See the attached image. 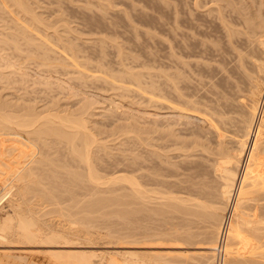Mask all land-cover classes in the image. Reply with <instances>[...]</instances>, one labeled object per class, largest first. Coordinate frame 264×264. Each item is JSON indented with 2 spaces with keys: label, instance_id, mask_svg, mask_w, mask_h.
<instances>
[{
  "label": "rangeland",
  "instance_id": "374dc122",
  "mask_svg": "<svg viewBox=\"0 0 264 264\" xmlns=\"http://www.w3.org/2000/svg\"><path fill=\"white\" fill-rule=\"evenodd\" d=\"M5 1L7 0H3V1L0 0V103H2L3 105L5 104L4 108L6 110H11L10 111L11 113L12 111L13 113L19 112V110H22L21 108L23 107L31 108L32 106L31 109L37 108V111L40 112L42 111L44 112L45 110H46L45 112H47L49 109L55 107L58 108V111L61 110L59 111L60 113L61 112L66 113L67 115L69 114L70 117L78 116L76 118H80L83 116L85 120H88L86 121L88 124L87 125L88 130H90L88 131L89 132L88 134L94 135L91 136L95 137L96 142L98 143V144L94 143L93 145L94 148L92 147V154H93L92 163L93 165L96 164L95 169L96 170L98 169L97 170L98 172L100 170V174L104 173L103 175H107V176L115 173L114 170H116V172L124 171L125 173L134 174V177L137 175L136 176L137 181L140 180L138 182L140 184L142 183L141 184L142 190L145 188L149 190L145 191L147 195L144 194L145 192L143 193L146 196V199L144 198L145 196L144 197L142 196L143 198H140L138 195L137 197L136 196L134 197L133 201H130L129 197L132 195V197H130V199H132L133 196L135 195V192L128 193L130 191L127 190L129 189L128 183L126 185L125 183H123L124 181H118L120 183L117 184L115 183L117 186L113 184L116 186V188L114 186L113 188L112 184L110 183L111 185L110 184L107 185L108 187L105 186V188H108L105 189V191L106 190L107 191L106 192L104 191L102 193L104 194L106 193L105 194L106 199L110 200L112 203H109V205L106 204L107 200L104 201L106 205L101 204L102 202H99L100 206L102 207L108 206L110 210L109 209L106 210L107 208L104 207L101 208L99 204H96L97 208L94 207L95 205L93 204H95L96 202L94 201V199H91V197L96 198L97 196L92 194V188H94V186L91 187L92 183L91 182H90L91 184L89 183L91 188V190H89V187H87L88 185H85L89 181L88 180L85 181L86 178L82 179L81 177L78 178V176L77 177L75 176L73 177V179L74 178L79 179V181L78 179H76L75 182L77 181L78 182L75 187L76 183H74V180H72V178H69L71 173H72L71 176H73V174L75 175V170H78L82 166H83L82 168H84L86 165L85 164L83 165V162L81 163L77 156L76 157L78 159L74 157L72 150L70 149V146L66 142L59 141L58 139L59 142L58 148L55 147V149L56 148L58 149L57 151L58 155H56L58 156L57 168H58V172L62 173V174L58 173V176L61 175V177H58V183L60 182L61 184H63L64 182L62 186L64 185L65 186L63 187V189H59L58 201L56 200L57 202H54L55 200L54 201L52 200V202L51 200H47L48 202L44 200L45 203L43 204V206H41V208L42 207L43 208L40 209V212H38V214L39 213L41 214V215L39 214L41 219L44 218L46 221L49 220L51 222V223L48 221L45 222V227L53 226L52 230L51 228L47 227L46 229V231L48 230L47 233L54 232L60 235L63 233L64 236L63 235L60 236L59 239L55 237L57 238V239L54 238L55 240L50 238V240L54 241V245L52 244L53 242L49 240L48 236L47 237L45 236L46 239L45 237L40 238L36 240L34 244H32L33 242L32 243L30 242L31 244L27 242L26 244L24 242L21 243L19 241H14L17 244L20 243L19 244L20 246H18L15 243H14L15 246H0V255H1L0 261L2 260L0 263L1 264H62L61 261L64 259L63 262L65 263L63 264H66V261H69V259H67L69 253L77 252L76 250H93V253L100 252L98 254L101 255L108 251L110 252V254L111 252L128 251L131 253L134 252V254L137 253V255L140 254L138 253V251L141 253L145 251L144 255L145 253H148L147 254L148 260L150 261L151 258L149 255H151L152 257L153 254L152 258H154V255H156L155 253H159V252L165 253L169 250L174 251L178 249L188 248L189 253H187L186 257L185 256L180 257V255L179 257L178 255H172L171 257V255H169L167 256V258L170 257L169 259L171 260L175 257V259L178 262L181 258L182 263L180 262V264H183L186 260L187 261L190 260L189 262L186 261L187 264H189L190 262H191L190 264H192L193 262H195L194 264H196L197 261L198 262L200 261V259H201V263H205L207 261V259L202 260L203 257L201 258L195 255L196 252L208 251L209 253L210 251H212L213 254L212 253L209 254L210 256L213 255L212 257H215L214 251L217 250V254H220L221 253L220 251L222 250L221 246L223 247V244L225 242H226L225 244H229V245H224L226 251H223V253L224 252L226 254L229 253L228 256L225 255L226 258H224L225 260L229 261V262L227 261L228 264L230 263V260H231L230 264H233V262L235 264L237 261H238L237 264H241L245 260L247 261V259L250 257H254V259L258 258L264 261L263 259L264 253L263 256L262 254H258V253L255 255L253 254V256L252 254L246 256L245 255L243 256L242 254L240 255L239 252L240 251L242 252L240 246L243 247V245H240L239 243L241 237L240 238L239 236H237L238 238L234 237V234L229 235L228 238L226 237L227 238L226 241H224L225 239L222 240L224 237L223 235V237L219 240L218 243L220 247H217L216 249L212 245L208 246L211 243H213L214 240L216 241V239H214L216 235L214 237L213 234L215 232L211 231L212 229L207 227L209 230L208 232L206 230L205 233V229L207 228H204L205 223H202L203 221L200 220L201 218H198L197 220L196 217L197 215L192 216L193 214L190 213L185 214L186 212H184V210L182 211V209H179L180 211L184 212L183 214L184 217H186V219L183 218L182 217L183 215L181 216V212L179 214V211L177 212L176 210H178L179 208L178 205H180L181 208V205L184 204H180V203L174 204L173 202L174 201L173 198L176 199L182 197L185 199L189 198L190 200V196H191L192 202L191 201L188 202V203L191 202L190 204H192L193 202L195 203L196 201L199 200L210 203L207 200L208 197L206 195H203V193L205 194V192H207L202 190L204 189V187H207L206 190L209 191L211 190V192L216 194L218 193L216 192V190L214 191V189H216L215 188L216 185H218V182H216L217 179L215 177V173L213 171L212 163L214 161H212L211 163L210 160L207 159L209 158L212 160V157L210 156H213L214 159V155L208 152L211 151L213 148L215 150L218 149L217 148L219 146L218 142H220V139L223 137L224 134H228L229 132L232 134L233 131H236L235 130L236 128L235 127L233 128V126L230 125L232 122L231 118L232 117L234 119L236 118L237 113L234 112V108L235 106H238V104L240 105L241 103H238L239 101H237V99L233 95V92H235V90L236 91L239 90L240 86L242 85L241 80H243V76L246 75L247 69L250 70L253 66L252 64L253 61L250 62L252 59L250 58L249 54H247L248 49H256V50L260 49L258 45H255V43L257 44L256 41H254L255 43L252 42V39L254 40L255 36L249 38L248 35L246 34L245 31H247V29L243 25L244 24L243 20L247 16H249V14H251L250 12L252 11V9H254L252 13H257L258 9L256 8L259 7L258 1L261 0H200L199 2L198 0L197 1L196 0H22L24 1L23 3H25L24 5L25 8L28 7V11L29 10L31 11L30 14L27 13V11L24 12V10L22 12L20 8L18 9L17 5H15L17 7L10 5L11 8H9V6L5 5ZM32 15L35 16V18L32 17ZM241 22L242 25L240 24ZM229 29L232 30L231 34ZM235 30H237L238 33L240 32L242 35L241 34L239 35L243 37L239 38L238 33L235 32L236 34H234L233 38H231L233 35L232 33H234ZM229 36L231 37L229 38ZM234 38L235 40H233ZM242 39H244V43ZM230 40L232 41V43L235 44H232ZM252 44H254L255 46H253ZM235 45L237 46V48ZM237 51L239 52L241 51L240 54L242 55V58L239 52ZM244 53L248 57L244 56ZM243 56L247 58H244ZM240 59H242V61H240ZM248 63L250 65H248ZM233 65L236 66L239 65V66L236 67ZM241 65L242 67H244L243 70L240 67ZM232 68L235 70L233 71ZM240 73H242V76ZM238 75L241 78H239ZM229 84L231 85L229 86ZM226 88L227 90H225ZM161 91L165 93L163 94ZM226 94L227 96H224ZM157 96H159L160 100H158ZM231 100L232 102H234L233 100H235V103H232L234 106L230 105ZM168 101L170 103H168ZM223 103H225L224 108L222 107ZM8 104L10 105L8 106ZM54 104H56L57 106L56 105L54 106ZM226 105H229L230 106L229 108L232 107V109H229L227 107L229 110L227 109L226 111ZM224 109L225 112H223ZM216 112L220 114V116L216 114ZM222 112L225 113V116L224 117L222 116L223 119L227 116L226 113H228V115L230 116L225 118L226 119L225 121H227L226 124H223L224 122L223 119H222L223 121L220 122L221 121L220 119L222 118L221 114L224 115ZM231 112L232 113L234 112L235 115L232 116L233 114ZM238 117L239 116H237V118ZM211 121L212 122L214 121L213 124L215 123L217 128H215L214 125L212 126V124L210 126L208 125L212 123ZM228 121H229V129L231 126L230 130L227 129ZM205 124L207 125L205 126ZM232 124L234 125V123ZM219 125H221V127ZM207 126H209V128ZM222 126H224V128H222ZM221 128L225 130L220 131ZM170 129L171 131H169ZM212 129H214L213 131H215L216 133L211 131ZM226 129L229 131H227ZM206 130L208 131L206 132ZM169 133L171 134L169 135ZM214 134H216L217 136ZM1 135L0 137L5 139L6 137H8V134L6 135L1 134ZM10 135L9 137L12 136ZM197 135H199L200 137ZM220 135H222L221 138ZM195 136L199 139V144H205L206 147L208 146V150L209 149L210 150L205 151L200 149L201 146L197 144L198 139L194 138ZM215 136L217 137L216 139ZM8 138L6 139L7 140L6 144H12L13 140H11V142H8V140L10 141V139ZM227 138L228 140L234 139L231 138V135H230V139L229 137ZM184 140L186 141L184 142ZM175 143H177V145ZM27 151L29 152L28 149L26 150V153ZM252 155H255V153H253ZM259 157L260 160L257 159L256 163L258 162L257 163L259 167L258 169H261V172L259 170L260 173L258 172L257 175L259 174L261 178L259 177V175L257 176L256 174L255 177L257 180L256 183L260 187L261 185L264 184L262 183L264 182L263 179L264 161H261L264 158V154L263 156L261 155ZM27 161H25V163ZM260 161L263 163L261 164ZM71 168H72V172L70 170ZM198 168L201 169V175L199 174L200 170H198ZM202 168L205 169V172ZM85 169L83 170L85 171ZM210 170H212V172H210ZM44 176L47 178V175L43 174V177ZM209 176H210V181L208 182L207 180L209 179ZM64 178L65 180H63ZM206 178L207 180H204ZM48 179H44V181ZM70 180H72L71 185L70 183H66V182H70ZM199 180L208 182L209 184L206 183L208 184V186L207 185L203 186V184L205 183L204 182L203 184H201L203 181L200 182L201 185L198 184ZM244 181L245 179L242 182L243 188L246 187L252 188L248 180L247 181L249 183L247 181H245L244 183ZM258 182H261L260 183L261 185ZM82 183L84 185H82ZM61 184H59L60 188H62ZM80 185H82V187H80ZM214 185L215 187H213ZM71 186L74 187V192L73 191L70 192H73L74 195L77 196L71 195L72 193L70 194L69 190H71L72 188ZM83 186H86L87 190L90 191L91 195L89 194L88 191H86V189H83ZM119 186H124V188L126 187L125 189L126 194L122 193V191H124L123 190L124 188ZM201 186L203 187L201 188ZM65 187L66 189H64ZM209 187H213V189L212 188L209 189ZM261 188L263 187L261 186ZM75 189L79 191L85 190V192L87 193H85L84 191L77 192ZM110 189L111 190L114 189L113 191H115L116 189L118 190L120 189V190L119 191L116 190L118 192L117 193L116 191L113 192ZM194 189L196 190V193L194 192ZM255 189H258V186ZM259 189L255 190L257 192L259 191L258 192L259 194H257L256 192L257 195H254L255 197L253 196L254 199L249 200L248 201L249 204L246 203L245 205V206L249 205V207L247 206L245 208H249V212L253 210L251 212L253 214V217L250 218H254L255 216L256 219L262 218L263 220L262 219L259 220L263 221L261 224L263 225L264 223V207H263L264 190L263 189L264 188L262 190ZM131 190L134 191L133 189ZM108 191L113 196L117 195V202L116 199H114V204H113V200L111 199V197L113 196ZM199 191L200 194L203 196L200 197L199 194L197 195ZM75 192L77 193L75 194ZM151 192L154 193L151 194ZM60 193L62 194V196H64V194L66 195V193L67 195L69 194V198L67 195L66 197L64 196L62 198ZM127 193L129 196L127 195ZM118 195L122 197L121 200L123 199V197L124 198L128 197L127 199L125 198L127 203L125 200L121 202L118 201L120 200V197L118 198ZM70 196L76 197L78 200L75 199L74 202L72 201L74 200V198L72 199ZM160 196L162 197L166 196L165 197L166 199ZM167 196H170V200L171 201L173 200L172 203L174 204L175 207L177 206L178 208L176 207V209L174 210L175 207L171 203L170 204L173 206V208L172 207L169 208L168 205L169 203L165 202L169 200L168 199L169 197L167 198ZM204 196H206L205 197L206 200ZM87 197L88 198L90 197V200H92L93 203H90L91 201ZM107 197H109L110 199ZM152 197H154L155 199L154 201L156 203L157 201L159 203L156 204L154 202L156 205L152 203L151 202L153 201ZM156 197H158L159 200L158 198L156 200ZM193 197H195L194 201H193ZM70 198L72 205L70 204V200L66 201L67 199ZM113 198H116V196H114ZM135 198L138 200L140 199L139 202L141 203L144 202L142 203L143 206L141 205V203L140 205H138L139 202H137ZM60 199L61 201L62 199H64V202L66 203L61 202ZM80 199L82 200V202L86 200L83 203L85 206L82 204ZM142 199L145 200L141 201ZM76 201H79L81 203L76 205ZM134 202H135V207H134ZM149 202L152 203L153 207L157 206V208L155 207L156 211H154L152 207H151L152 210H150L151 203ZM164 202L166 203V205H165V209L162 212L161 210L162 207L161 209H159L160 207L158 208V206H160V204H164ZM221 202L224 204H222ZM87 203L89 205H87ZM188 203H186V205ZM63 204L64 205L66 204L67 207L68 205L69 206L71 205L70 207L73 206V208L76 207V209L72 208L71 210V208L69 207V209L66 208L64 210L66 211L65 213L64 211L62 213V209H64ZM126 204L128 205L126 206ZM218 204L221 206L222 205L226 206L225 201L223 202L222 199ZM88 206L92 207V209L90 208L87 209ZM139 206L140 207L142 206V209L139 208ZM98 207L100 208L98 209ZM57 208H59V210L61 211H59ZM81 208L83 212L86 211L84 212L85 216L83 215ZM93 208H96V212L94 211L95 209ZM52 209L53 210L55 209L54 210L55 213H53ZM101 209H103L102 212H100ZM157 209L160 210L161 212L157 211ZM168 209H171L172 212L171 210ZM68 210L71 211L72 214L74 212V215H71L70 214L71 212H69ZM105 210L106 212L108 211L109 212L106 213ZM111 210L114 211L115 214ZM166 210H168V212ZM228 210L229 208H227L225 212L221 211V213L225 214V216H228ZM57 211L58 213L56 214ZM79 211L81 212V214L79 213ZM121 211L123 212L125 211L124 213L126 216L124 215L123 212L121 213ZM173 211H176L174 212L176 215L173 213ZM47 212L51 216L46 214ZM169 212H171L170 215L168 214ZM249 212H247L248 215ZM78 213L80 215H77ZM101 213H103V215L100 216ZM58 214L59 216H57ZM45 215H47L48 218L44 217ZM55 215L57 219L56 217H54ZM92 215L93 217H91ZM97 215H99L98 218L94 217ZM190 215L191 217H189ZM81 216H83L82 219L80 218ZM88 216L92 219H89ZM171 217H173V219ZM179 217L183 218V221H181L182 219H180ZM94 218H96L98 222H95L96 220L94 221L95 223L94 222L92 223L90 221V220H94ZM187 218H189L188 221ZM85 219L86 221L83 222ZM129 220L131 221L129 222ZM179 220L182 223H184L185 221L186 224L184 223V227L181 228V226L183 225ZM104 221H106V223H103ZM127 221L128 224L125 223ZM198 221H200L201 223L200 222L198 223ZM53 222H55L54 225ZM59 222H61V224ZM82 222L83 224L85 223V225H83ZM87 222H89L88 226H87ZM64 224L66 226L65 228H64ZM95 224L96 226L97 225L98 226L96 227ZM178 224H180L181 226H179ZM69 225L72 226L70 231L71 236L69 234V230H70ZM54 226L57 228V230L60 229V227H62L61 230H59L61 232L59 233L58 231H54L56 230ZM185 226H186V230H183L185 229ZM73 227H75V230H72ZM76 227L79 228V230L80 229L81 230L80 231L77 230ZM143 227L145 229H143ZM67 228L69 229L67 230ZM93 228L95 229V231ZM98 228H101V230ZM106 228H108V230ZM142 229L143 231H141ZM65 230H67L68 233ZM129 230L133 233L129 234L128 233ZM150 230L153 231L155 230L154 231L155 233ZM73 231L74 233H72ZM89 231L91 232L93 231L94 234H92L93 232L90 233ZM107 231H109L110 233ZM200 231L202 232L200 233ZM83 232H85V235H83ZM88 232L91 234L92 240L90 239L89 237L90 234L88 235ZM126 232L130 236L127 239L125 238L128 235ZM181 232H183V235ZM188 232L190 234H187ZM96 233H98L99 235H97ZM95 234L97 237L94 236ZM150 234L151 235L155 234V235L151 236ZM156 234H158V236ZM123 235H125V237ZM139 235L141 236L142 240H145L143 241V243L141 242ZM145 235H147V237ZM170 235L173 236L171 237ZM190 235L192 236L190 237ZM103 236L104 238H102ZM180 236L181 239H179ZM99 237L100 239H98ZM82 238H86V239H82ZM44 239L48 241L49 244L46 243ZM96 239L99 241H97ZM133 239H135L138 242H135ZM188 239L190 241H188ZM230 239L232 240V242H230L231 241ZM209 240L211 243H209ZM89 241H91L92 243ZM41 243H46V244H41ZM87 244H92L94 246L85 247L84 245ZM234 244L235 245L239 244L240 246L239 245L235 246ZM81 245H83L84 247H82ZM230 246L233 248H231ZM235 248L236 250H238L239 248L238 253L236 252ZM4 249L8 253L2 252L5 251ZM52 252L54 254L56 253L57 256L60 255V257H62V260L60 259L59 256L58 259L56 254L55 255L51 254ZM60 252L61 254H58ZM230 252L231 254L233 253L234 255L231 256ZM235 252L239 256L235 254ZM107 254H105L106 258H103V261L104 259L109 258L108 257L109 254L108 255ZM188 254L194 257V259L192 258L189 259ZM113 255H114L113 257L115 258L116 256L115 253ZM144 255L141 254V257H143ZM217 256L219 255H216V257ZM1 257L4 258L2 259ZM54 257L57 259H55ZM144 257H146V255ZM156 257L157 255L154 258L155 261L160 256H158L157 258ZM230 257H233V259ZM164 258H165L164 256L161 258L163 259V261L161 260L163 263L160 262L159 259H157L158 260L157 264L159 262H160L159 264H165L166 261L168 262V264H171L172 260L171 261L169 259L166 260L167 259L166 258L165 259L166 261L164 262ZM183 258H185L184 259L185 261L183 260ZM93 259L97 264L100 260V257L95 256L93 257ZM115 259L118 260L117 262L119 264L121 259L120 256H118V258L116 256ZM176 260L173 259L172 261L173 264L177 263ZM209 260L211 262V257L210 259H208V262ZM70 261L74 262V259L70 258ZM155 261L152 260L151 262L155 263Z\"/></svg>",
  "mask_w": 264,
  "mask_h": 264
},
{
  "label": "bare ground",
  "instance_id": "6f19581e",
  "mask_svg": "<svg viewBox=\"0 0 264 264\" xmlns=\"http://www.w3.org/2000/svg\"><path fill=\"white\" fill-rule=\"evenodd\" d=\"M3 1V0H2ZM197 1V0H196ZM200 0H198V2H199ZM24 1H20V0H7V1H5V5H7V6H9V8H11L10 7V5L12 6H15V5H17L18 6V9L20 8V10H22V12H23V10H24V12L25 11H27V13H31V11L29 10L28 11V7H26L25 8V3H23ZM197 2V3H198ZM254 2V1H253ZM259 3V7L258 8H256V9H258L257 10V13H252V11L254 10V9H252V11L250 12L251 14H249V16H247L244 20H243V22H244V26H245V28L247 29V31H245V28H244V31L246 32V34L248 35V37L249 38H252V37H254L255 36V39L253 40L252 39V42H254V41H256L257 42V44L255 43V45H258L259 46V50H256V49H248V53L247 54H249V56H250V58L252 59H250L251 61L250 62H252V64H253V66H252V68L249 70V69H247V72L246 71H243V72H246V75L245 76H243V80H241V86H240V88H239V90L238 91H236L235 90V92H233V95L235 96V98L237 99V101H239L238 103H241L240 105L238 104V106H235V108H234V112H236L237 113V116H239L238 118H237V116H236V121H235V119L232 117V116H234L235 114H234V112L232 113L233 115L231 116L232 118H231V120H232V122H231V124L230 125H232L233 126V128L235 127L236 129V131H231L232 132V134L229 132L228 134H224L223 135V137L221 138V136L222 135H220V142H218L219 143V146L217 147L218 149H214V151H213V149L211 150V151H209L208 150V146L206 147L205 146V144H199V139L195 136L194 138H197L198 139V143L197 144H199L200 146H201V148L200 149H202V150H205V151H209L208 153H212L213 155H214V159H213V156H210V157H212V160L211 159H209V158H207L208 160H210V162L212 163V161H214L212 164H213V171H214V173H215V177H216V179H217V181L216 182H218V185H216V187H215V185L213 186V187H215L216 189H214V191L216 190V192H218L217 194L216 193H213V192H211V190L209 191V190H206L207 189V187H204V189H202L203 191H207V192H205V194L203 193V195H206L207 197H208V201L210 202V203H208V202H204V201H201V200H199V201H196L195 203L193 202L192 204H190L191 202H192V200H191V196H190V200H189V198H187V199H185V198H182V197H180V198H176V199H174L173 198V202H174V204H184V205H181V208H180V205H178L179 206V208H178V210H176L177 212L179 211V214H180V212H181V216L183 217V218H185L186 219V217H184V212H186L185 214H188V213H190V214H193L192 216H195V215H197L196 217H197V220H198V218H201L200 220H202L203 222L202 223H205V226H204V228H211L210 230L211 231H214L215 233H213L214 234V237H215V235H216V237L214 238V239H216V241L214 240V242L213 243H211L210 242V240H209V243H211L210 245H208V246H214L215 247V249L217 248V247H220V245L218 244L219 243V240L223 237V235H224V237H223V239L222 240H224V241H226V239L228 238V236L229 235H233L234 234V237H237V236H239V238L242 240H240L239 241V243H240V245H243V247H241L239 244H237V245H239L240 246V249L242 250V252L240 251L239 253H240V255L242 254L243 256L245 255H250V254H252V256H253V254L255 255V254H262V256H263V253H264V223H263V225H261L262 224V222L263 221H260L259 219H262V218H259V219H256L255 217V219L254 218H250V217H253V214L251 213V212H249V208H245V207H249V205H247V206H245L246 205V203H248L249 204V200H251V199H254V195H257V194H259L257 191H255V190H258L259 188H261V186L264 188V184L263 185H261L260 183L261 182H258L261 186L259 187V185L256 183L257 182V180H256V177H255V174L257 175V173L259 172V170H260V172H261V169H258L259 167H258V165H257V163H256V161H257V159L258 160H260L259 158V156H263V154H264V0H261V1H258ZM4 3V2H3ZM255 3V2H254ZM253 3V4H254ZM257 3V2H256ZM2 4V3H1ZM9 4V5H8ZM5 5H4V7H5ZM243 5V4H242ZM17 6H15V7H17ZM27 6V5H26ZM254 6V5H253ZM25 8V9H24ZM247 8V7H246ZM27 9V10H26ZM235 9V8H234ZM249 9H251V8H249ZM248 9V10H249ZM255 9V10H256ZM237 11V10H236ZM34 12V11H33ZM238 12V11H237ZM240 13V12H239ZM238 13V14H239ZM247 13H248V11H247ZM26 14V13H25ZM245 14H246V11H245ZM244 14V15H245ZM242 15V14H241ZM243 15V16H244ZM32 17H34L35 18V16H33L32 15ZM241 17V16H240ZM239 17V18H240ZM34 18H33V20H34ZM236 18V17H235ZM36 20V19H35ZM39 20V19H38ZM241 20V19H240ZM36 22V21H35ZM241 25H242V22L240 23ZM242 29V28H241ZM243 30V29H242ZM229 31H230V34H231V31L232 30H230L229 29ZM238 31H239V29H238ZM238 31L237 30H235L234 31V33H232L233 35H232V37L231 36H229V38L231 37V38H233V36H234V34H236V33H238ZM241 31V30H240ZM236 32V33H235ZM242 32V31H241ZM229 34V35H230ZM239 34H241L240 32L238 33V36H239V38L240 37H243V36H241V35H239ZM244 35V34H243ZM247 35H246V37H247ZM236 37V36H235ZM238 38V37H237ZM248 38V39H249ZM247 39V40H248ZM232 40V39H231ZM230 40V41H231ZM233 40H235V38L233 39ZM243 40V43H244V39H242ZM250 40V39H249ZM229 41V42H230ZM240 41V40H239ZM246 41V40H245ZM249 42V41H248ZM251 42V41H250ZM231 43H232V41H231ZM232 44H235V43H232ZM248 44V43H247ZM239 45V44H238ZM244 45H246V44H244ZM251 45V44H250ZM253 46H255L254 44H252ZM236 46V45H235ZM249 46V45H248ZM233 47V46H232ZM247 47V46H246ZM251 47V46H250ZM234 48V47H233ZM236 48H237V46H236ZM236 48H235V50H236ZM255 48V47H254ZM257 48V47H256ZM258 49V48H257ZM242 50V49H241ZM245 51H246V49H245ZM237 52H239V51H237ZM241 52V51H240ZM240 52H239V54H240ZM242 52H244V51H242ZM240 56H241V58H242V55L240 54ZM239 56V57H240ZM244 56H247V55H245V53H244ZM243 56V57H244ZM248 57V56H247ZM247 57H244V58H247ZM249 59H247V60H249ZM238 60H239V58H238ZM240 61H242V59H240ZM245 61V60H244ZM235 62H236V60H235ZM247 62V61H246ZM249 62V63H250ZM248 63V65H250ZM239 64V63H238ZM242 64V63H241ZM237 65V64H236ZM236 65H233V66H236ZM240 65V64H239ZM238 65V66H239ZM243 65V64H242ZM242 65L240 66L241 68H242V70H243V68L244 67H242ZM238 66H236V67H238ZM247 66V65H246ZM223 67H225V66H223ZM222 67V68H223ZM235 67V68H236ZM240 67H239V69H240ZM250 67V66H249ZM233 69V68H232ZM235 69H233V71H234ZM244 70H246V69H244ZM240 71V70H239ZM238 71V72H239ZM237 72V73H238ZM241 74V76H242V73H240ZM244 75V74H243ZM234 76V75H233ZM178 77V76H177ZM238 77H239V75H238ZM168 78V77H167ZM174 78V77H173ZM222 78V77H221ZM239 78H241V77H239ZM169 79V78H168ZM171 79V78H170ZM180 79V78H179ZM175 80V79H174ZM170 81H172V80H170ZM175 82V81H174ZM236 82V81H235ZM238 82H239V80H238ZM239 84V83H238ZM237 84V85H238ZM173 85V84H172ZM174 85H176V84H174ZM231 84H229V86H230ZM236 85V86H237ZM156 87V86H155ZM223 87V86H222ZM173 88V87H172ZM177 88V87H176ZM230 88V87H229ZM235 88V87H234ZM158 89V88H157ZM174 89V88H173ZM185 89V88H184ZM232 89V88H231ZM159 90V89H158ZM181 90V89H180ZM225 90H227V88L225 89ZM233 90V89H232ZM160 91V90H159ZM164 91V90H163ZM234 91V90H233ZM158 92V91H157ZM162 92V91H161ZM231 92V91H230ZM155 93V92H154ZM159 93V92H158ZM163 93V92H162ZM165 93V92H164ZM163 93V94H164ZM242 93V94H241ZM162 94V95H163ZM171 94V93H170ZM228 94H229V92H228ZM157 95V94H156ZM160 95V94H159ZM154 96V95H153ZM224 96H227V94L226 95H224ZM158 97V100H160V98H159V96H157ZM230 97H232V96H230ZM154 98V97H153ZM164 98V97H163ZM166 99V98H165ZM221 99H222V97H221ZM226 99V98H225ZM225 99H224V102H225ZM230 99V98H229ZM233 99H234V97H233ZM167 100H169V99H167ZM166 100V101H167ZM220 100V99H219ZM227 100V99H226ZM230 101V100H229ZM229 101H227V102H229ZM234 102H232V100H231V104L230 105H233L232 103H235V100H233ZM4 102V101H3ZM164 102V101H163ZM223 102V101H222ZM9 103V102H8ZM158 103V102H157ZM168 103H170L169 101H168ZM167 103V104H168ZM160 104V103H159ZM158 104V105H159ZM237 104V103H236ZM235 104V105H236ZM2 105V106H1ZM5 105V104H4ZM2 103H0V135L1 134H8V137H9V135L11 136V137H6V139L8 138V139H10V141L8 140V142H11V140H13V143L12 144H6L7 143V140L5 139V138H2V137H0V246H15V244H17L16 242H14V241H19V242H21V243H26L27 244V242H33L32 244H34V242L36 241V240H38V239H40V238H43V237H47L48 236V238H49V240H50V238H52V239H54L55 237H57L58 239H59V237L60 236H64V234L62 233L61 235L60 234H56V233H54V232H51V231H49V232H51V233H47V231H46V229H47V227H49V226H47V227H45V222H50L49 220H45L44 218H42L41 219V217H40V215L38 214V212H40V209H42L41 208V206H43V204L45 203V201L44 200H46V202H48L47 200H51V202H52V200L54 201V202H57L58 201V197H59V195H58V192H59V189H63V187L65 186H62L63 184H64V182H63V180H65V178L62 180V182H63V184H61L60 182L58 183V177H61V175L60 176H58V173L60 174L61 172H58V156H56V155H58V153H57V151H58V139H59V141H64V142H66L69 146H70V149L72 150V153H73V155H74V157L75 158H79V160H80V162L82 163L83 162V165L85 164L86 166L84 167V168H77L78 170H75V175L73 174V176H71L72 175V168L70 169L71 170V175H70V173H69V178H72V180H74V183H76L75 184V187H76V185H77V182L79 181V177H81L82 179L84 178H86V180L85 181H89L87 184H85V185H88L87 187H89V190H91V188H90V184H91V187H93L94 186V188H92V194H94V195H96L97 197L96 198H92L91 197V199H94V201L96 202L95 204H93V205H95L94 207H96V204H99V202H102L101 204H105L104 203V201H108V203H107V201H106V204H108L109 205V203H112L110 200H108V199H106V197H105V194L104 193H102V192H104L105 191V189H108V188H105V186H107V185H109L110 183L112 184V187L114 186L115 188H116V184L117 183H120V182H118V181H124L123 183H125L126 185H127V183L129 184V189H127V190H130L128 193H130V192H135V195L133 196V198L132 199H130V197H132V195L129 197V200L130 201H133V199H134V197L136 196H138L139 195V197L140 198H143L145 195L144 194H146V192L145 191H148L147 190V188H145V189H143L142 190V187H141V184L138 182V181H140V180H138L137 181V175L134 177V174H130V173H125L124 171L123 172H121V171H117L116 172V170H114V172L115 173H113V174H110V175H103V174H100V170H99V172L95 169V165H93V158H92V156H93V154H92V147H93V145H94V143H97L96 142V138L95 137H92V136H94V135H92V134H88L89 132L88 131H90V130H88V124H87V122L86 121H88V120H85L84 118H83V116L82 117H80V118H76V117H78V116H72V117H75V118H72V117H70V115L68 114H66V113H60L59 111H61V110H59L58 111V108H55V107H53L52 109H49L47 112H40V111H37V106L35 107L36 109H31L32 108V106H31V108H28V107H23V108H21L22 110H19V112H14L13 113V111H12V113L10 112L11 110H6L4 107V106ZM6 105H7V103H6ZM10 104H8V106H9ZM56 104H54V106H55ZM162 105V104H161ZM224 105H225V103H223V108H224ZM28 106V105H27ZM57 106V105H56ZM221 106V105H220ZM234 106V105H233ZM230 107L229 105H226V111H227V109ZM6 108H9V107H6ZM25 108V109H24ZM174 108H176V107H174ZM177 108H179V107H177ZM222 108V109H223ZM6 111H5V110ZM15 109V108H14ZM24 109V110H23ZM41 109H43V108H41ZM45 109H47V108H45ZM60 109V108H59ZM158 109V108H157ZM229 109H232V107L231 108H229ZM228 109V110H229ZM159 110V109H158ZM174 110V109H173ZM9 111V112H8ZM20 111H22V112H20ZM83 111V110H82ZM223 112H225V109H224V111ZM222 112V113H223ZM230 112V111H229ZM81 113V112H80ZM158 113V112H157ZM182 113V112H181ZM63 114V115H62ZM65 114V115H64ZM216 114H218L217 112H216ZM224 115H222L221 114V117L223 116H225V113H223ZM227 114V116L226 117H230L229 115H228V113H226ZM75 115V114H74ZM77 115V114H76ZM85 115V114H84ZM182 115V114H181ZM219 116H220V114H218ZM231 115V114H230ZM218 116V117H219ZM210 117V116H209ZM217 117V118H218ZM220 117V118H221ZM223 117L220 119L221 121L220 122H222L223 120H224V122H223V124H226V122L227 121H225L226 119V117L223 119ZM170 118V117H169ZM166 119H167V117H166ZM172 119V118H171ZM213 119V118H212ZM223 119V120H222ZM229 119V118H228ZM227 119V120H228ZM206 120V119H205ZM219 120V119H218ZM230 120V119H229ZM90 121V120H89ZM215 121V120H214ZM213 121V122H214ZM217 121V120H216ZM170 122V121H169ZM174 122H175V120H174ZM177 122V121H176ZM188 122V121H187ZM209 122H210V120H209ZM212 122V121H211ZM213 122L212 123H210V124H208L209 126L212 124V126L214 125V127L215 128H217L216 127V125H215V123L213 124ZM206 123V122H205ZM218 123V122H217ZM232 123H234V125L232 124ZM167 124V123H166ZM176 124V123H175ZM207 124H205V126L207 125ZM219 124V123H218ZM161 125V124H160ZM168 125V124H167ZM175 126V125H174ZM209 126H207L208 128H209ZM211 126V127H212ZM220 127H221V125H219ZM226 126V125H225ZM171 127V126H170ZM206 127V128H207ZM204 128V127H203ZM205 128V129H206ZM214 128V129H215ZM222 128H224V126H222ZM220 129V131L221 130H225V129ZM227 128V127H226ZM90 129V128H89ZM169 129V128H168ZM174 129V128H173ZM173 129H172V131H173ZM204 129V130H205ZM214 129H212L211 131H213ZM227 129H229V121H228V128ZM226 129V130H227ZM230 129H231V126H230ZM229 129V130H230ZM216 130V129H215ZM219 130V129H218ZM229 130H227V131H229ZM142 131V130H141ZM169 131H171V129L169 130ZM208 130H206V132H207ZM161 132V131H160ZM165 132V131H164ZM175 132V131H174ZM205 132V133H206ZM213 132H215V131H213ZM218 132V131H217ZM162 133V132H161ZM202 133V132H201ZM216 133V132H215ZM223 133H224V131H223ZM164 134V133H163ZM171 133H169V135H170ZM209 134V133H208ZM208 134H207V136H208ZM92 135V136H91ZM199 135H200V133H199ZM199 135H197V136H199ZM213 135V134H212ZM214 135H216V134H214ZM218 135H219V133H218ZM229 135V136H228ZM230 135H231V138H234V139H230ZM1 136H3V135H1ZM96 136V135H95ZM175 136V135H174ZM217 136V135H216ZM215 136V139L217 138ZM170 137V136H169ZM200 137V136H199ZM219 137V136H218ZM227 137H229V139L230 140H228V138ZM143 139V138H142ZM176 140H178V139H176ZM192 140V139H191ZM207 140H208V138H207ZM5 143H4V142ZM181 141V140H180ZM186 140H184V142H185ZM195 141V140H194ZM201 141H202V139H201ZM189 142V141H188ZM197 142V141H196ZM206 142V141H205ZM204 142V143H205ZM63 143V142H62ZM174 143V142H173ZM193 143V142H192ZM208 143H209V141H208ZM211 143V142H210ZM213 143H215V142H213ZM98 144V143H97ZM96 144V145H97ZM100 144V143H99ZM176 145H177V143H175ZM196 144V143H195ZM57 145V146H56ZM170 145V144H169ZM216 145V144H215ZM155 146V145H154ZM211 146V145H210ZM55 147H57L56 149H55ZM184 147V146H183ZM186 147V146H185ZM212 147V146H211ZM94 148V147H93ZM180 148V147H179ZM191 148V147H190ZM29 150V152L27 151V153H26V150ZM194 150V149H193ZM196 150V149H195ZM199 150V149H198ZM31 151V152H30ZM55 151V152H54ZM177 151V150H176ZM198 152V151H197ZM201 152H203V151H201ZM182 153H184V152H182ZM253 153H255V155H252ZM92 154V155H91ZM77 156V157H76ZM73 157V158H74ZM77 158V159H78ZM263 158V157H262ZM27 159H28V161H27ZM204 160V159H203ZM25 161H27L26 163H25ZM261 161H264V158L261 160ZM260 161V163L262 164L263 162H261ZM145 163H146V161H145ZM211 163H209V164H211ZM259 163V164H260ZM60 166V165H59ZM81 166V165H80ZM210 166H212V165H210ZM199 167V166H198ZM203 167V166H202ZM261 167V166H260ZM67 168V167H66ZM86 168V169H85ZM144 168V167H143ZM206 168H207V166H206ZM75 169V168H74ZM74 169H73V172H74ZM83 169H85V171L83 170ZM203 170H204V172H205V169L204 168H202ZM81 170H82V172H81ZM198 170H200V175H201V169H199L198 168ZM206 170H208V169H206ZM263 170V169H262ZM50 173V174H48V173ZM66 172H67V170H66ZM65 172V173H66ZM68 172H69V169H68ZM150 172V171H149ZM153 172H154V170H153ZM203 172V173H204ZM210 172H212V170H210ZM259 172V173H260ZM102 173V172H101ZM43 174L44 175H47V178L44 176L43 177ZM62 174V173H61ZM107 174V173H106ZM130 174V175H129ZM206 174V173H205ZM204 174V175H205ZM208 174V173H207ZM132 175V176H131ZM203 175V174H202ZM210 175V174H209ZM214 175V174H213ZM259 175V174H258ZM257 175V176H258ZM67 176V175H66ZM77 177L78 176V178H76V179H78V181L77 182H75L76 181V179L74 178L73 179V177ZM198 176V175H197ZM211 176V175H210ZM210 176H209V179L207 180V178L206 179H204V180H207L208 182L210 181ZM262 176V175H261ZM48 177H49V179H48ZM62 177H64V176H62ZM213 177V176H212ZM211 177V178H212ZM247 177V178H246ZM259 177H260V175H259ZM263 177V176H262ZM80 178V179H81ZM140 178V177H139ZM261 178V177H260ZM44 179H48V180H50V181H48V180H46V181H44ZM213 179V178H212ZM215 179V178H214ZM215 179V180H216ZM245 179V181H249L250 182V184H251V186H252V188L250 187H246V188H243V186H242V182H243V180ZM264 179V178H263ZM72 180H70V182H66V183H70V185H71V181ZM260 180V179H259ZM258 180V181H259ZM68 181V180H67ZM82 181V180H81ZM81 181H80V183H81ZM201 181H203V180H199L197 183L198 184H200V182ZM245 181H244V183H245ZM247 181V182H248ZM261 181V180H260ZM91 182V183H90ZM205 181H203L201 184H203ZM208 182H205L204 184H203V186H208ZM216 182H215V184H216ZM248 182V183H249ZM80 183H78V184H80ZM90 183V184H89ZM116 183V184H115ZM122 183V182H121ZM206 183H208V184H206ZM212 183V182H211ZM210 183V184H211ZM257 185H256V184ZM262 183H264V182H262ZM58 184V185H57ZM59 184H61V186H62V188H60L59 187ZM110 184V185H111ZM113 184H115V185H113ZM200 184V185H201ZM256 186H255V185ZM69 185V184H68ZM73 185V184H72ZM82 185H84L83 183H82ZM82 185H80V187H82ZM183 185V184H182ZM213 185V184H212ZM244 185V184H243ZM248 185V184H247ZM67 186V185H66ZM144 186V185H143ZM199 186V185H198ZM203 186H201V188L203 187ZM245 186V185H244ZM257 186H258V189H255V188H257ZM37 187H38V189H37ZM59 187V188H58ZM68 187V186H67ZM70 187V186H69ZM72 188H73V190H72V188H71V190H69V192L70 191H73L74 192V187L73 186H71ZM77 187H79V186H77ZM108 187V186H107ZM111 187V186H110ZM113 187V188H114ZM119 187H123L124 188V186H119ZM132 187V188H131ZM145 187V186H144ZM213 187H209V189H213ZM253 187H255V188H253ZM100 188V189H99ZM102 188V189H101ZM118 188V187H117ZM123 188H121V189H123ZM128 188V187H127ZM133 189L134 191H132L131 189ZM199 188V187H198ZM201 188H200V191H201ZM263 188H261V189H259V190H262ZM64 189H66V187L64 188ZM68 189V188H67ZM70 189V188H69ZM76 189H78V188H76ZM75 189V190H76ZM82 189V188H81ZM83 189H86V191H88L89 192V194H90V191L89 190H87V188H86V186H83ZM125 189H126V187L123 189L124 191H122V193H125ZM251 189H253V190H251ZM111 190V189H110ZM114 190V189H113ZM113 190H111V191H113ZM117 191H119L118 189H116ZM115 190V191H116ZM264 190V189H263ZM65 191V190H64ZM77 192L79 191V190H76ZM81 191H84L85 192V190H80L79 192H81ZM107 191V190H106ZM105 191V192H106ZM115 191H113V192H115ZM116 191V192H117ZM198 191V190H197ZM200 191H199V193H197V195L199 194L200 195V197L201 196H203V195H201L200 194ZM202 191V192H203ZM213 191V190H212ZM66 192V191H65ZM73 192H70V194L71 195H74V193ZM77 192H75V194L77 193ZM83 192V193H84ZM109 192V191H108ZM107 192V193H108ZM127 192V191H126ZM145 192V193H144ZM154 192H155V190H154ZM154 192H151V194H153ZM157 192V191H156ZM160 192V191H159ZM194 192L196 193V190L194 189ZM211 192V193H210ZM256 192H257V194H256ZM260 192H262V191H260ZM61 193H62V191H61ZM60 193V195L62 196V194ZM67 193H68V190H67ZM67 193H66V195H67ZM85 193H87V192H85ZM102 193V194H101ZM110 193V192H109ZM118 193V192H117ZM121 193V192H120ZM128 193H127V195H128ZM144 193V194H143ZM193 193V192H192ZM80 194V193H79ZM111 194V193H110ZM126 194V193H125ZM149 194V193H148ZM211 194V195H210ZM216 196H215V195ZM66 195L64 194V196L66 197ZM84 195V194H83ZM87 195V194H86ZM85 195V196H86ZM91 195V194H90ZM109 195V194H108ZM112 195V194H111ZM147 195V194H146ZM196 195V194H195ZM64 196H62V198L64 197ZM68 196V198H69V194L67 195ZM74 196H77V195H74ZM110 196V195H109ZM113 196V195H112ZM114 196H116V198H113ZM113 197H111V199L113 200V204H114V199H116V202H117V195H114ZM123 196V195H122ZM129 196V195H128ZM143 196V197H142ZM206 196H204V198L206 197ZM211 196V197H210ZM254 196V197H253ZM36 197V198H35ZM71 197V196H70ZM81 197V196H80ZM83 197V196H82ZM120 197V200H118V201H124L125 200V198L127 199L128 197H123V199L121 200V196H119L118 195V198ZM151 197V196H150ZM154 197H155V195H154ZM154 197H152V200L153 201H151L152 203H154L155 201V199H154ZM159 197V196H158ZM158 197H156V200H157V198ZM160 197H162V196H160ZM166 197V196H165ZM165 197H162V198H164V199H166ZM169 197V198H168ZM171 197H172V195H171ZM179 197V196H178ZM187 197V196H186ZM198 197V196H197ZM258 197V196H257ZM264 197V196H263ZM33 198H35V199H33ZM72 199L74 198V200H72V201H74L75 202V199H77L76 197H71ZM71 198L70 199H67L66 201H69L70 200V204L72 203L71 202ZM79 198V197H78ZM85 198V197H84ZM88 198V197H87ZM86 198V199H87ZM107 198H109V197H107ZM145 199H146V196L144 197ZM167 198L169 199V200H167V201H165V202H167V203H169L168 205H169V208H173V206H174V204L172 203V201L170 200V196H167ZM194 198L195 197H193V201H194ZM260 198V197H259ZM259 198H258V200H259ZM33 199V200H32ZM65 199V198H64ZM64 199H62V201H61V199H60V201L61 202H64ZM82 199V198H81ZM80 199V200H81ZM89 200H90V197L88 198ZM87 199V200H88ZM110 199V198H109ZM136 199V198H135ZM145 199H142L141 201H143V200H145ZM150 199V198H149ZM181 199V200H180ZM200 199V198H199ZM202 199H203V197H202ZM221 199H222V201L224 202L225 201V205L226 206H221V205H219L218 203L221 201ZM57 200V201H56ZM78 200V199H77ZM128 200V201H129ZM140 200V199H139ZM139 200L138 199H136V201L137 202H139ZM151 200V199H150ZM158 200H159V198H158ZM161 200V199H160ZM197 200V199H196ZM205 200H206V198H205ZM84 201H86V200H84ZM84 201L82 202V200H81V202H82V204L84 203ZM91 201V202H90ZM89 202L90 203H93L92 202V200H90ZM126 201V200H125ZM163 201V200H162ZM168 201H171V202H168ZM177 201H180V202H176ZM189 201H191L190 203H188ZM257 201V200H256ZM73 202V203H74ZM78 202V203H77ZM81 202H79V201H76V205L77 204H79V203H81ZM88 202V203H89ZM151 202H149V203H151ZM161 202V201H160ZM164 202V204H160V206H158V208L159 209H161V207H162V212H163V210L165 209V205H166V203ZM182 202V203H181ZM64 203H66V202H64ZM87 203V205H89ZM126 203H127V201H126ZM140 203L141 202H139V204L138 205H140ZM142 203H144V202H142ZM141 203V205L143 206V204ZM148 203V204H149ZM152 203H151V205H150V210H152L151 209V207L154 209V211H156L155 209L157 208V206H155L157 203H159L158 201H157V203L154 205L155 207H153L152 206ZM163 203V202H162ZM173 205H171V204ZM186 203H188L187 205H186ZM222 203V202H221ZM68 204V203H67ZM105 204V205H106ZM129 204V203H128ZM128 204H126V206L128 205ZM133 204V203H132ZM147 204V205H148ZM222 204H224V203H222ZM51 205V204H50ZM55 205V204H54ZM72 205V204H71ZM70 205V206H71ZM84 205V204H83ZM91 205V204H90ZM92 205V206H93ZM119 205V204H118ZM118 205H117V207H118ZM122 205V204H121ZM120 205V206H121ZM159 205V204H158ZM162 205V206H161ZM163 205H164V207H163ZM230 205V206H229ZM255 205V204H254ZM260 205H261V203H260ZM65 206V207H64ZM69 205H68V207L66 206V204L64 205L63 204V208L64 209H62V213H63V211L66 209V208H68L69 209V207H70ZM85 206V205H84ZM83 206V207H84ZM99 206H100V204H99ZM130 206V205H129ZM142 206L140 207L139 206V208H141L142 209ZM149 206V205H148ZM54 207V206H53ZM56 207V206H55ZM59 207V206H58ZM101 208H107L106 210H108L109 208H108V206L106 207V206H100ZM100 207H98V209L100 208ZM110 207H111V205H110ZM117 207H116V209H117ZM134 207H135V202H134ZM175 207V206H174ZM176 207L174 208V210L176 209ZM264 207V206H263ZM262 207V208H263ZM44 208H46V207H44ZM71 208V210H72V208H73V206L72 207H70ZM79 208H80V206H79ZM85 208V207H84ZM92 209V207H89L88 206V208L87 209ZM97 208V207H96ZM96 208H93V209H95L94 211L96 212ZM112 208H114V207H112ZM138 208V209H139ZM166 208H168V207H166ZM227 208H229V210H228V216H225V214H223V213H221V211H226V209ZM251 208V207H250ZM254 208V207H253ZM252 208V209H253ZM259 208V207H258ZM58 210H59V208H57ZM73 209H76V207L75 208H73ZM78 209V208H77ZM86 209V208H85ZM115 209V210H116ZM125 209V208H124ZM123 209V210H124ZM128 209V208H127ZM133 209V208H132ZM149 209V208H148ZM147 209V210H148ZM179 209H182V211L184 210V212H182V211H180ZM53 210V209H52ZM55 210V209H54ZM54 210H53V213H55L54 212ZM106 210H105V212H106ZM110 210V209H109ZM130 210V209H129ZM134 210V209H133ZM140 210V209H139ZM168 210H171V209H168ZM168 210H166L167 212H168ZM255 210V209H254ZM59 211H61V210H59ZM69 211V210H68ZM81 211H82V208H81ZM93 211V212H94ZM103 211V209H101V211L100 212H102ZM112 211V210H111ZM157 211H160V210H158L157 209ZM176 211H173V213L174 212H176ZM41 212H43V211H41ZM49 212V211H48ZM48 212L46 213V214H48ZM52 212V211H51ZM66 211H64V213H65ZM69 212H71V211H69ZM84 212H86V211H84ZM84 212L82 211V213H83V215L85 216V214H84ZM90 212H92V211H90ZM109 212V211H108ZM108 212H106V213H108ZM114 214H115V212L114 211H112ZM120 212V211H119ZM123 211H121V213H122ZM125 212V211H124ZM123 212V213H124ZM126 212H128V211H126ZM152 212V211H151ZM161 212V211H160ZM171 212H172V210H171ZM171 212H169L168 214L170 215V213ZM247 212H249V215L247 214ZM260 212V211H259ZM50 213V212H49ZM58 213V211L56 212V214ZM61 213V214H62ZM79 213L81 214V212L79 211ZM77 214V215H80V214ZM104 213V212H103ZM103 213H101L100 214V216L101 215H103ZM153 213V212H152ZM252 214V216H251V214ZM261 213V212H260ZM60 214V215H61ZM67 214V213H66ZM65 214V215H66ZM71 215H74V212H73V214H72V212L70 213ZM87 214H89V213H87ZM97 214V213H96ZM98 214H99V211H98ZM119 214V213H118ZM150 214V213H149ZM175 214V213H174ZM256 214H257V212H256ZM262 214V213H261ZM42 215H44V214H42ZM48 215H50V214H48ZM68 215H69V213H68ZM67 215V216H68ZM107 215V214H106ZM105 215V216H106ZM110 215V214H109ZM113 215V214H112ZM117 215V214H116ZM122 215V214H121ZM124 215H125V213H124ZM131 215H132V213H131ZM158 215V214H157ZM162 215V214H161ZM173 215V214H172ZM176 215V214H175ZM174 215V216H175ZM51 216V215H50ZM49 216V217H50ZM57 216H59V214L57 215ZM98 216L99 215H97V216H94V217H97L98 218ZM126 216V215H125ZM168 216V215H167ZM186 216V215H185ZM43 217V216H42ZM44 217H47V215H45ZM54 217H56V215L54 216ZM71 217V216H70ZM73 217V216H72ZM82 217L83 216H81L80 218L82 219ZM89 217V216H88ZM91 217H93V215L91 216ZM119 217H120V215H119ZM124 217V216H123ZM128 217V216H127ZM126 217V218H127ZM176 217V216H175ZM188 217V216H187ZM189 217H191V215L189 216ZM196 217H194V218H196ZM258 217V216H257ZM48 218V217H47ZM59 218V217H58ZM62 218V217H61ZM60 218V219H61ZM74 218H76V217H74ZM79 218V217H78ZM77 218V219H78ZM87 218V217H86ZM129 218V217H128ZM172 219H173V217H171ZM180 218V217H179ZM183 218H180V219H182L181 221H183ZM193 218V217H192ZM54 219V218H53ZM56 219H57V217H56ZM55 219V220H56ZM88 219V218H87ZM89 219H92V218H90L89 217ZM145 219V218H144ZM150 219V218H149ZM148 219V220H149ZM184 219V220H185ZM188 219L189 218H187V221H188ZM63 220H65V219H63ZM96 220V218H94V220H90L92 223L94 222ZM99 220V219H98ZM106 220H108V219H106ZM109 220H110V218H109ZM196 220V221H197ZM257 220H259V221H257ZM263 220V219H262ZM53 221V220H52ZM68 221V220H67ZM77 221V220H76ZM78 221H80V220H78ZM82 221V220H81ZM86 221V219L83 221V222H85ZM88 221V220H87ZM101 221V220H100ZM99 221V222H100ZM103 221V220H102ZM131 220H129V222H130ZM180 221V220H179ZM180 221V222H181ZM186 221V222H187ZM190 221V220H189ZM73 222V221H72ZM83 222H82V224H83ZM95 222H98L97 220L95 221ZM94 222V223H95ZM152 222V221H151ZM178 222V221H177ZM200 221H198V223H199ZM51 223V222H50ZM54 223L55 222H53V225H54ZM57 223H58V220H57ZM60 224H61V222H59ZM68 223H71V222H68ZM76 223V222H75ZM88 223L89 222H87V226H88ZM101 223V222H100ZM103 223H106V221H104ZM103 223H102V225H103ZM112 223V222H111ZM115 223V222H114ZM124 223V222H123ZM125 223H127L128 224V221L127 222H125ZM132 223V222H131ZM174 223V222H173ZM172 223V224H173ZM179 223V222H178ZM182 223V222H181ZM184 223H185V221H184ZM184 223H182V225L183 226H181L180 224H178L179 226H181V228L182 227H184ZM189 223V222H188ZM201 223V222H200ZM60 224H59V226H60ZM67 224V223H66ZM81 224V223H80ZM91 224V223H90ZM98 224V223H97ZM107 224H108V222H107ZM106 224V225H107ZM130 224V223H129ZM186 224V223H185ZM196 224V223H195ZM208 224V225H207ZM49 225V224H48ZM71 225V224H70ZM69 225V226H70ZM83 225H85V223L83 224ZM105 225V226H106ZM112 225V224H111ZM142 225V224H141ZM141 225H139V226H141ZM146 225V224H145ZM168 225V224H167ZM190 225V224H189ZM198 225H201V224H198ZM198 225H197V227H198ZM203 225V224H202ZM82 226V225H81ZM90 226V225H89ZM93 226H94V224H93ZM95 226H96V224H95ZM98 226V225H97ZM96 226V227H97ZM108 226H110V225H108ZM126 226V225H125ZM132 226H133V224H132ZM175 226V225H174ZM173 226V227H174ZM186 226H188V225H186ZM186 226H185V229H183V230H186ZM62 227H63V225H62ZM62 227H60V229H58L57 230V228L54 226V228L56 229V230H54V231H58L59 233L61 232V231H59V230H61V228ZM66 226H65V224H64V228H65ZM67 227H68V225H67ZM95 227V228H96ZM131 227V226H130ZM136 227V226H135ZM178 227V226H177ZM190 227V226H189ZM193 227V226H192ZM203 227V226H202ZM49 228H51V230H52V228H53V226L52 227H49ZM48 228V229H49ZM63 228V229H64ZM71 228H72V226H70V230H69V234L71 233L70 231H71ZM82 228V227H81ZM88 228V227H87ZM111 228H114V227H111ZM126 228V227H125ZM132 228V227H131ZM141 228V227H140ZM180 228V227H179ZM180 228V229H181ZM200 228V227H199ZM205 229V233H206V230H207V232H208V230L209 229ZM62 229V230H63ZM69 228H67V230H68ZM76 229L77 230H79V228H77L76 227ZM89 229V228H88ZM91 229H92V227H91ZM94 229V228H93ZM98 229H100L101 230V228H98ZM107 230H108V228H106ZM127 229V228H126ZM125 229V230H126ZM130 229V228H129ZM135 229V228H134ZM143 229H145L144 227H143ZM143 229L141 230V231H143ZM165 229H167V228H165ZM178 229V228H177ZM179 229V230H180ZM67 230H65L66 232H67ZM72 230H75V227H73V229ZM81 230V229H80ZM79 230V231H80ZM97 230V229H96ZM172 230H174V229H172ZM182 230V231H183ZM202 230H203V228H202ZM82 231H83V229H82ZM94 231H95V229H94ZM139 231V230H138ZM150 231H153V230H150ZM155 231V230H154ZM153 231V232H154ZM170 231V230H169ZM189 231V230H188ZM192 231V230H191ZM196 231H198V230H196ZM57 232V233H58ZM64 232V231H63ZM65 232V233H66ZM76 232V231H75ZM78 232V231H77ZM90 233H92L91 231H89ZM88 232V235L90 234ZM101 232V231H100ZM107 232H109V231H107ZM131 231L129 230L128 231V233L129 234H132L133 232H131ZM171 232V231H170ZM187 232V231H186ZM194 232V231H193ZM202 231H200V233H201ZM204 232V231H203ZM245 232V233H244ZM68 233V232H67ZM72 233H74V231L72 232ZM79 233V232H78ZM80 233H82V232H80ZM110 233V232H109ZM125 233V232H124ZM127 233V232H126ZM127 233V234H128ZM149 233H151V232H149ZM155 233V232H154ZM182 233V235H183V232H181ZM210 233V232H209ZM69 234H67V235H69ZM76 234V233H75ZM86 234H87V231H86ZM92 234H94V232L92 233ZM97 235H99L98 233H96ZM96 234L94 235V236H96ZM106 234V233H105ZM129 234L127 235V237H125V235H123L126 239L128 238V237H130L129 236ZM166 234V233H165ZM176 234V233H175ZM187 234H190L189 232L187 233ZM186 234V235H187ZM196 234H198V233H196ZM211 234V233H210ZM245 236H244V235ZM80 235V234H79ZM78 235V236H79ZM83 235H85V232H83ZM111 235V234H110ZM141 235H142V233H141ZM151 235V234H150ZM150 235H148V236H150ZM153 236L155 235V234H152ZM151 235V236H152ZM157 236H158V234H156ZM160 235V234H159ZM174 235V234H173ZM172 235V236H173ZM179 235V234H178ZM181 235V234H180ZM185 235V236H186ZM200 235V234H199ZM66 236V235H65ZM70 236H71V234H70ZM75 236V235H74ZM87 236V235H86ZM85 236V237H86ZM105 236V235H104ZM104 236L102 237V238H104ZM140 236V235H139ZM146 237H147V235H145ZM163 236V235H162ZM171 236V235H170ZM171 236V237H172ZM192 235H190V237H191ZM203 236H205V235H203ZM46 237H45V239H46ZM88 237V236H87ZM90 239H91V234H90ZM88 237V238H89ZM97 237V236H96ZM106 237V236H105ZM175 237V236H174ZM184 237V236H183ZM187 237V236H186ZM196 237V236H195ZM227 237V238H226ZM231 237V236H230ZM234 237H233V240H234ZM243 237V238H242ZM57 238H55V239H57ZM63 238H65V237H63ZM74 238V237H73ZM78 238V237H77ZM93 238V237H92ZM101 238V239H102ZM134 238H135V236H134ZM145 238V237H144ZM151 238V237H150ZM153 238V237H152ZM193 238V237H192ZM238 238V237H237ZM44 239V240H45ZM54 239V240H55ZM68 239H69V237H68ZM82 239H86V238H82ZM98 239H100V237L98 238ZM129 239H131V238H129ZM140 239H141V236H140ZM146 239H149V238H146ZM179 239H181V236H180V238ZM178 239V240H179ZM183 239V238H182ZM185 239H187V238H185ZM190 239V238H189ZM188 239V241H190ZM197 239V238H196ZM236 239V238H235ZM62 240V239H61ZM65 240V239H64ZM76 240V239H75ZM87 240H89V239H87ZM92 240V239H91ZM97 240V239H96ZM119 240V239H118ZM135 242H138V241H136L137 240V238H136V240L135 239H133ZM173 240H175V239H173ZM212 240V239H211ZM231 240V239H230ZM239 240V239H238ZM12 241H13V243H12ZM42 241V240H41ZM50 241H52L53 243V245H54V241L53 240H50ZM66 241V240H65ZM68 241V240H67ZM78 241V240H77ZM97 241H99V240H97ZM133 241V242H134ZM143 241H145V240H142L141 239V242L143 243ZM150 241V240H149ZM152 241V240H151ZM154 241V240H153ZM181 241V240H180ZM191 241H193V240H191ZM224 241H222V242H224ZM228 241V240H227ZM236 241V240H235ZM38 242H40V241H38ZM45 242L46 243H48V241H46L45 240ZM57 242V241H56ZM55 242V243H56ZM69 242V241H68ZM85 242V241H84ZM89 242H91V241H89ZM93 242H95V241H93ZM105 242V241H104ZM103 242V243H104ZM129 242V241H128ZM140 242V241H139ZM185 242V241H184ZM187 242V241H186ZM197 242V241H196ZM230 242H232V240L230 241ZM229 242V243H230ZM15 243V244H14ZM29 243H28V245H29ZM30 243V244H31ZM46 243H41V244H46ZM92 243V242H91ZM148 243V242H147ZM189 243V242H188ZM188 243H186V244H188ZM226 243V242H225ZM223 244V247L221 246V248H222V250L220 251L221 253L220 254H217V250H215L214 251V256L215 257H212L213 255H211L210 256V254L212 253L213 254V252L212 251H210L209 253H208V251L207 252H201V251H199V252H196L195 253V255H197L198 257H203L202 258V260L203 259H207V261L205 262V263H201V259H200V263L197 261V263L196 264H228V260H225L224 258H226L225 257V255H227L228 256V254H226L225 252V254L223 253V251H226L225 249V246L224 245H229V244ZM242 243V244H241ZM14 244V245H13ZM20 243H18L17 245L18 246H20L19 245ZM49 244V243H48ZM58 244V243H57ZM83 244H85V243H83ZM183 244V243H182ZM185 244V245H186ZM206 244V243H205ZM214 244V245H213ZM221 244V245H222ZM22 245V244H21ZM52 245V246H53ZM56 245V244H55ZM75 245V244H74ZM121 245V244H120ZM130 245V244H129ZM159 245V244H158ZM235 245V244H234ZM237 245H235V246H237ZM33 246V245H32ZM39 246V245H38ZM82 247H93L94 245H92V244H87V245H81ZM142 246V245H141ZM190 246V245H189ZM192 247V246H191ZM207 247V246H206ZM205 247V248H206ZM213 247V248H214ZM227 247V246H226ZM231 247V246H230ZM210 248V247H209ZM231 248H233V247H231ZM230 248V249H231ZM237 248V247H236ZM236 248H235V250H236ZM228 249V248H227ZM5 250V249H4ZM192 250V249H191ZM44 251V250H43ZM54 251V250H53ZM57 251H59V250H57ZM77 252H73V253H69V255L67 256L68 258L67 259H69V261H70V258L71 259H74V262H72V261H66V264L68 263V264H96V262L94 261V259H93V257H95V256H99L100 257V260H99V262L97 263V264H118V260H116L115 258H116V256H117V258H118V256H120V262H119V264H157V262H158V260L157 259H159L161 256L163 257H165L164 258V262L166 261V260H168L169 258H167V256H169V255H171V257H172V255H178V257H179V255H180V257L181 256H187V253H189V249L187 248V249H178V250H169V251H167V252H163V253H161V252H159V253H155L156 255H157V257L158 256H160V257H156L157 259H156V261H155V256L156 255H154V258H152L153 257V254H152V257H151V255H149L150 256V261L148 260V253H145V255H146V257H144L145 255H144V252L143 253H141V252H139L138 251V253H140V254H138L137 255V253H135L134 254V252L133 253H131V252H111V254L113 253H115V258L113 257L114 255L112 254H110V252L108 253V252H105L104 254H98V253H100V252H97V253H93V250H76ZM90 251V252H89ZM92 251V252H91ZM161 251V250H160ZM193 251V250H192ZM196 251V250H195ZM228 251V250H227ZM238 251H239V248H238V250H236V252L238 253ZM2 252H5V253H8L6 250L5 251H2ZM10 252V251H9ZM17 252V251H16ZM232 252V251H231ZM231 252H230V254H231ZM235 252V254H237ZM109 255H108V254ZM51 254H53V255H55L53 252L51 253ZM58 254H61V252L60 253H58ZM64 254H66V253H64ZM105 254H107L108 255V259H104V261H103V258H106V256H105ZM141 254L142 255H144L143 257L145 258H143V257H141ZM140 255V256H139ZM216 255H219V256H217L216 257ZM232 255H234L233 253L231 254V256ZM238 255V254H237ZM1 256V255H0ZM11 256V255H10ZM9 256V257H10ZM56 256H57V254H56ZM59 257H60V255H58ZM58 256H57V258H58ZM62 256V255H61ZM211 257V262H210V260H209V262H208V259H210V257ZM236 256V255H235ZM239 256V255H238ZM242 256V257H243ZM260 256V255H259ZM15 257H16V255H15ZM161 257V258H162ZM188 257H189V259H194V257H192V256H190L189 254H188ZM204 257H206V258H204ZM248 257V256H247ZM258 257V256H257ZM2 258V257H1ZM4 258V257H3ZM2 258V259H3ZM13 258V257H12ZM55 258V257H54ZM57 258H55V259H57ZM97 258V257H96ZM159 259L160 260V262H162L163 261V259ZM167 258V259H166ZM177 258V257H176ZM230 258H232L233 259V257H230ZM251 258H253V259H251ZM256 258V257H255ZM53 259V258H52ZM59 259V258H58ZM60 259L62 260V257H60ZM99 259V258H98ZM166 259V260H165ZM174 260H176L175 259V257L173 258ZM173 259H171L172 261H173ZM185 258H183V260H184ZM198 259V258H197ZM264 259V258H263ZM60 260V261H61ZM64 260V259H63ZM63 260L61 261V263L63 264V263H65V262H63ZM66 260V259H65ZM107 260V261H106ZM155 261V263L154 262H151V261ZM162 260V261H161ZM170 260V259H169ZM170 260V261H171ZM245 260V259H244ZM2 261V260H1ZM0 261V262H1ZM55 261V260H54ZM98 261V260H97ZM171 261V264H173V262ZM177 261V260H176ZM185 261V260H184ZM183 261V262H184ZM187 261V260H186ZM184 262L183 264H187V262H189V261H187V262ZM228 261V262H227ZM246 261V260H245ZM244 261V262H245ZM57 262H59V261H57ZM159 262V263H160ZM167 262V261H166ZM166 262H165V264H166ZM180 262L182 263V259L180 258V260H179V262L177 261V263L178 264H180ZM233 262V261H232ZM238 262V261H237ZM237 262L235 263V264H237ZM241 263V264H264V261L263 260H261V259H254V257H250V258H248L247 259V261L245 262V263ZM158 263V264H159ZM163 263V262H162ZM174 263H175V261H174ZM176 263V264H177ZM191 263V262H190ZM189 263V264H190ZM195 262H193L192 264H194ZM230 263H231V260H230ZM229 263V264H230ZM1 264V263H0ZM167 264H168V262H167ZM233 264H234V262H233Z\"/></svg>",
  "mask_w": 264,
  "mask_h": 264
}]
</instances>
